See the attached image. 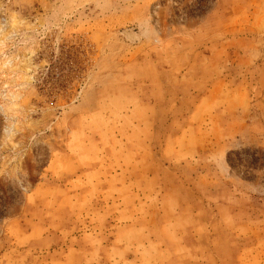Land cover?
Listing matches in <instances>:
<instances>
[{"label": "rangeland", "instance_id": "374dc122", "mask_svg": "<svg viewBox=\"0 0 264 264\" xmlns=\"http://www.w3.org/2000/svg\"><path fill=\"white\" fill-rule=\"evenodd\" d=\"M0 264H264V0H0Z\"/></svg>", "mask_w": 264, "mask_h": 264}]
</instances>
